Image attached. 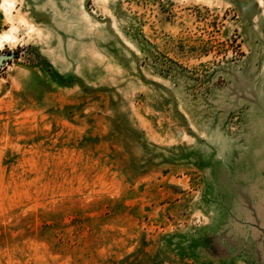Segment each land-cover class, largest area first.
Listing matches in <instances>:
<instances>
[{
    "label": "rangeland",
    "instance_id": "rangeland-1",
    "mask_svg": "<svg viewBox=\"0 0 264 264\" xmlns=\"http://www.w3.org/2000/svg\"><path fill=\"white\" fill-rule=\"evenodd\" d=\"M15 3L0 264H264V0Z\"/></svg>",
    "mask_w": 264,
    "mask_h": 264
},
{
    "label": "bare ground",
    "instance_id": "bare-ground-1",
    "mask_svg": "<svg viewBox=\"0 0 264 264\" xmlns=\"http://www.w3.org/2000/svg\"><path fill=\"white\" fill-rule=\"evenodd\" d=\"M14 3L15 0H3L2 8L5 9L4 10L6 11L5 13L9 17V19L13 22V26L9 30H6L0 34V46L2 47H4L5 42L15 41L18 38V36L16 35V31L19 30L22 24L27 22L25 18L20 17L19 15L13 13V8H15ZM17 20L19 21L18 23L16 22Z\"/></svg>",
    "mask_w": 264,
    "mask_h": 264
},
{
    "label": "water",
    "instance_id": "water-1",
    "mask_svg": "<svg viewBox=\"0 0 264 264\" xmlns=\"http://www.w3.org/2000/svg\"><path fill=\"white\" fill-rule=\"evenodd\" d=\"M15 57V54H6V53H1L0 54V69L6 65L7 62L12 60Z\"/></svg>",
    "mask_w": 264,
    "mask_h": 264
}]
</instances>
